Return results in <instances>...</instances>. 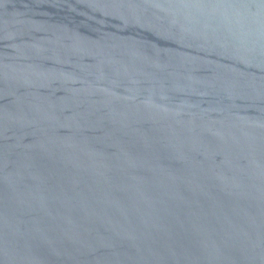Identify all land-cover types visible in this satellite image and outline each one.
Here are the masks:
<instances>
[{"label": "water", "instance_id": "water-1", "mask_svg": "<svg viewBox=\"0 0 264 264\" xmlns=\"http://www.w3.org/2000/svg\"><path fill=\"white\" fill-rule=\"evenodd\" d=\"M0 264H264V0H0Z\"/></svg>", "mask_w": 264, "mask_h": 264}]
</instances>
